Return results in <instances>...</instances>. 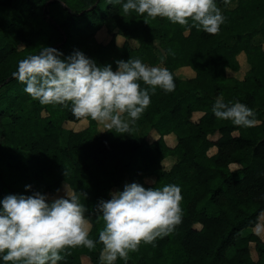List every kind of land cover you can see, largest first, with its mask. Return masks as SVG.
<instances>
[{
  "label": "trees",
  "instance_id": "16d2710c",
  "mask_svg": "<svg viewBox=\"0 0 264 264\" xmlns=\"http://www.w3.org/2000/svg\"><path fill=\"white\" fill-rule=\"evenodd\" d=\"M125 2L0 0V201L9 194L32 195L41 180L49 193L65 182L88 209L89 238L96 247L65 249L70 255L58 264H84L82 255L90 264H100L104 245L99 232L104 222H97L96 206L101 199L111 198V187L124 178L145 188L174 184L181 188V223L153 243L141 242L127 262L118 257L115 264H264V240L253 231L242 232L256 225L264 210V43L254 41L257 35L264 38V0H230L228 4L215 0L226 17L215 35L197 30L191 19L180 25L134 10L125 14ZM106 21L126 35L120 46L114 39L98 43L90 37ZM129 39L140 43L133 46ZM152 39L163 45L164 68L172 73L175 90L157 87L155 94L150 92V105L125 134L114 128L96 133L95 120L77 119L71 102L42 105L13 76L18 62L39 54L43 46L59 49L62 59L82 51L98 66L111 64L114 71L117 60L138 58L154 64L158 56ZM17 42L24 46L17 48ZM241 52L249 69L239 77L228 70L240 68ZM181 66L192 68L194 75L176 76L174 71ZM221 97L225 103L239 101L253 109L256 126L218 119L212 109ZM195 111L201 112L196 119ZM84 118L88 120L84 128L63 126ZM144 123L157 133L152 140L138 132ZM170 132L177 136L174 145L164 137ZM213 133H217L215 139L210 137ZM212 146L216 151L209 153ZM19 149L29 156L20 157ZM168 155L178 159L165 169L161 160ZM230 162L238 166L231 168ZM147 175L155 180L145 182ZM251 242L255 259L248 252ZM229 247L235 248V256H227ZM3 255L0 264H6Z\"/></svg>",
  "mask_w": 264,
  "mask_h": 264
},
{
  "label": "clouds",
  "instance_id": "9594fccd",
  "mask_svg": "<svg viewBox=\"0 0 264 264\" xmlns=\"http://www.w3.org/2000/svg\"><path fill=\"white\" fill-rule=\"evenodd\" d=\"M110 3L120 4L121 0ZM122 10L125 14L131 10L140 15L146 13L153 19L167 18L180 25H187L191 19L197 30L202 28L212 35L226 20L215 0H127ZM63 56L59 49L43 46L39 54L20 60L13 76L42 105L67 106L71 102L77 119L90 116L119 134L128 133L130 125L150 105V92L155 94L157 87L166 92L175 90L169 70L149 67L138 58L117 60L114 71L111 64L98 66L79 50L64 59ZM140 81L150 89L142 88ZM212 110L218 119L231 120L234 125L256 126L254 110L239 101L229 104L221 97ZM124 113L130 121L122 119ZM64 174L67 177V169ZM64 187L65 196L61 197L50 199L36 191L32 195L9 194L0 201V254H4L6 264H58L70 255L65 249H95L96 242L89 238L90 225L85 218L88 209L75 192L66 184ZM110 196L96 206L97 222H104L99 232V242L104 245L100 264H115L118 257L127 262L129 253L137 251L141 242L153 243L182 221V195L177 185L145 188L133 182L125 184L123 191H112ZM262 230L257 225L256 234Z\"/></svg>",
  "mask_w": 264,
  "mask_h": 264
},
{
  "label": "rangeland",
  "instance_id": "374dc122",
  "mask_svg": "<svg viewBox=\"0 0 264 264\" xmlns=\"http://www.w3.org/2000/svg\"><path fill=\"white\" fill-rule=\"evenodd\" d=\"M233 4H229V6H232ZM220 8V7H219ZM221 9V8H220ZM158 20H162V17H157ZM104 27H101L99 30L95 31L94 34L90 37H92L93 39H95V41H97L98 43H107L110 39H114L115 43L120 46L123 41L125 40V36L122 32L117 31L115 29V27L113 26V22H105V25H103ZM254 41L256 42H263L264 43V38H262L260 35L255 36ZM129 42L133 45V46H138L139 45V41L136 39H129ZM151 45L155 51V53L158 56V60L156 63L154 64H149L148 62L145 63V65L149 66V67H160V68H164V49H163V45L161 43V41L159 40H151ZM24 44L22 42H17L16 43V47L17 48H21L23 47ZM238 58H239V63H240V68L238 70H228V73L234 76H239L242 77L244 73H246L249 69V64L246 61L245 58V54L243 52H241L240 54H238ZM117 69V68H116ZM115 69V70H116ZM175 74L176 76L180 77V78H188V77H192L194 75V71L192 70V68H190L189 66H181L175 69ZM201 114V112L199 111H195L193 112L192 117L194 119L198 118L199 115ZM126 116V120L130 121V117L128 115H123ZM122 116V119H123ZM95 131L96 133H104L105 131L108 130V128L106 127L105 123H101L98 121H95ZM88 125V120L86 118L81 119L80 121L77 122H73V121H66L64 122L63 126L65 128H74V129H80V128H84ZM132 125V124H131ZM138 132L140 135L144 136L147 140H152L153 138H155L157 136V133L149 126V124L144 123L143 125H141L138 129ZM165 139L167 141V143L169 145H174L177 141V136L173 133L170 132L168 134H166ZM210 137L215 139L217 137V133H213L210 134ZM64 141H65V133H64ZM209 153H214L216 151V147L212 146L209 148ZM20 157L22 158H27L29 156L28 151L24 150V149H19L18 150ZM178 159V157L176 155H168L166 157H164L161 160V165L162 167H164L165 169H169L170 166L176 162ZM230 166L231 168H235L238 166L237 163L235 162H230ZM144 181L147 183H152L155 180V176L154 175H147L144 178ZM65 182H61L59 189L55 192V193H49L46 190L45 187V182L43 180L40 181L39 185L37 186V188L34 190V192L39 191L43 194H47L49 195V197L51 198H56L62 195H65ZM125 184H128V180L126 178L122 179L121 181H119L118 183H115L111 189H110V193L112 191H123ZM67 188L69 190L70 187L66 184ZM72 191V190H71ZM90 225V223H89ZM195 226H199L198 223H194ZM257 225H259L262 229H264V210L261 212V214L259 215V220L257 222L256 225L252 226V227H248L242 230V232L244 234L249 233L250 231H253L256 233V229H257ZM259 237L264 240V230L260 231V233L258 234ZM248 252L250 253V255L255 259L257 257V252L255 249V244L254 242H251L248 246ZM227 256L228 257H232L235 256L236 254V250L233 247H229L226 251ZM82 262L84 264H90V260L88 259L87 256L82 255L81 256Z\"/></svg>",
  "mask_w": 264,
  "mask_h": 264
},
{
  "label": "crops",
  "instance_id": "0c3cea01",
  "mask_svg": "<svg viewBox=\"0 0 264 264\" xmlns=\"http://www.w3.org/2000/svg\"><path fill=\"white\" fill-rule=\"evenodd\" d=\"M233 4V3H232ZM127 115V114H126ZM123 119L126 120V116H123Z\"/></svg>",
  "mask_w": 264,
  "mask_h": 264
}]
</instances>
